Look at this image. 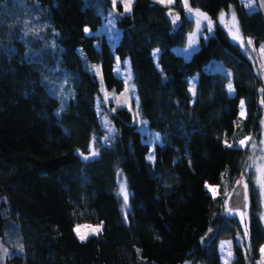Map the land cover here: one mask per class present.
<instances>
[{"label": "trees", "instance_id": "1", "mask_svg": "<svg viewBox=\"0 0 264 264\" xmlns=\"http://www.w3.org/2000/svg\"><path fill=\"white\" fill-rule=\"evenodd\" d=\"M13 1L0 0V18L20 16ZM23 1L39 13L42 32L34 36L0 25V194L7 197L22 248L13 262L220 264L217 242L230 238L231 264H258L264 225L255 193L244 251L236 227L220 213L219 197L205 187L237 171L245 150L235 143L251 134L259 99L264 101V92L258 93L263 81L226 30L204 29L198 49L185 58L173 48L186 43L195 21L185 15L182 0L171 6L134 0L131 12L117 19L121 35L115 46L103 38L96 47V36L84 31L102 21L93 0ZM188 2L212 17L231 8L241 36L264 42L258 8L249 11L239 0ZM79 49L99 63L104 86L116 91L125 85L115 74L116 59L128 61L139 112L161 135L153 160L125 106L108 113L116 135L103 142L100 83L82 66ZM212 59L230 69L231 78L206 70ZM93 138L98 154L86 160L80 153L88 152ZM119 172L130 190L126 208L117 196ZM3 205L0 236L6 225ZM84 222L103 228L79 240L73 228ZM210 230L214 236L204 243Z\"/></svg>", "mask_w": 264, "mask_h": 264}, {"label": "rangeland", "instance_id": "2", "mask_svg": "<svg viewBox=\"0 0 264 264\" xmlns=\"http://www.w3.org/2000/svg\"><path fill=\"white\" fill-rule=\"evenodd\" d=\"M133 1L134 0H132L131 3V9ZM156 1L160 2V0ZM239 1L245 7L248 4V0ZM93 3L96 11L100 14L102 21L95 30H90V28L87 27L89 29V32H87V34H93L96 36V47L100 45V42L103 38H105L109 42L111 47H114L121 35V31L117 27V19L121 15L131 12V10L125 11V4L127 3V0H116L115 6L113 4V0H93ZM13 4L16 8L20 9V16H16L15 13H7V15L1 16L0 25L1 23L3 24L5 22V24L11 29L20 27V29H22L25 34L30 33L34 36L39 35L43 29V24L40 22L39 13L34 11L33 8L28 6L23 0H14ZM119 4L121 6V10H119L118 8ZM163 4H166L168 6L172 5L167 4L166 0ZM182 7L185 15L189 19H193L195 21V27L188 34L186 43L183 46H175L173 50L176 53L183 55L185 58H189L193 54V52L198 49L199 37L201 34H203L204 29L212 32L216 25L221 26L226 30L229 39L239 46L240 50L250 61L253 73L257 75V77H259L261 81H263L262 84L258 87V93L259 95H261L264 92V42L257 44L253 37L244 38L241 36L236 18L235 24L233 25V11L231 8L227 11H221L216 17H212L204 11L191 7L188 0H182ZM255 8H257L255 0H252L251 7H246V9L249 11L254 10ZM189 9L191 11H189ZM221 13H223V19L220 18ZM204 17H207L208 19L205 20ZM208 21L212 22L211 30H209L207 27ZM237 30L239 39L234 40L233 34H237ZM45 40L44 43L46 46L47 42ZM249 41H251V44H249ZM48 44L51 46L49 41ZM241 44H243V46H241ZM78 52L82 59V66L89 70L91 73L95 74L100 83L102 100H100L101 102L98 104L97 110L101 128L104 132L103 142L107 144L113 142L116 135V129L110 121L108 113L114 111L118 107L125 106L131 111L133 122L137 125V128L141 133L142 140L149 145L148 157H151V159L153 160L155 145L157 143H160L161 140L155 143L151 141L153 140L154 136L159 135L161 137V135L158 131L149 127L147 120L143 118L141 113L139 112L138 97L128 61L116 59L114 65L115 74L116 76L122 78L125 84L123 90L116 91L113 88L108 89L104 86L99 63L89 61L81 49H79ZM157 52L158 54L154 55V53ZM152 55L155 63L158 64L159 49H154ZM205 69L221 71L231 78L230 69L226 68L220 61L216 59H212L210 62H208V64H206L205 66ZM196 80L197 75L191 78V81L194 84L196 83ZM230 93L233 94V88ZM258 107L259 114L255 124L253 125L251 134L242 135L235 143L236 146L241 147L245 150V156L243 157V160L237 171L230 176H228L227 173H224L221 176V181L219 184H206L207 186H205L207 191L213 197H219V205L221 210L220 213L236 227L238 233L236 242L244 251L246 250L247 243V236H245L244 233L245 231H247L248 219L250 215V196L252 192L255 193L259 200L258 214L262 224L264 225V218H262L264 217V143H262L264 142V126L262 123V117L264 115V103H262L260 99ZM241 111L242 109L240 103L239 115L241 119H244L246 117L244 105L243 117L241 116ZM232 140V138L228 139L226 141V144L231 145ZM242 140L245 141V144L243 146H241L240 144V141ZM97 143L98 140L96 138H93L90 143L88 152L80 153V155L82 157L88 158L97 156ZM92 152H95L96 155H91ZM238 181H241L242 183H238ZM243 184H247L248 186L246 193ZM121 185H124V190L128 194L129 199L130 190L128 189L125 177L121 174V172H119L117 178V196L120 198L123 207L126 208L127 205L125 206L124 195L121 192ZM236 185H241L243 188V203L235 207H229L228 198L233 187ZM209 188L214 189V192H210ZM2 203L5 205L2 206L1 211L5 217L6 225L2 236H0V264H16L15 262H13L12 258L15 254H18L21 251L20 234L17 222H15L14 219L10 217V208L7 205V197L3 194H0V204ZM77 226H80L79 231L81 234H86V238L91 235L99 234L103 228L102 223L84 222L77 224L73 229L76 237L79 240L81 239L76 232ZM97 227L100 230L98 232H93L92 229H95ZM227 242H231L230 245ZM262 247H264V245H262L261 248ZM4 249H7V255H5ZM217 251L220 258V264H225V260H227V264H231L232 260L235 258L233 241L230 238H223L218 240ZM228 251L231 252V256H228ZM257 263L264 264V253H262L261 251ZM183 264L192 263L190 261H186Z\"/></svg>", "mask_w": 264, "mask_h": 264}, {"label": "snow or ice", "instance_id": "3", "mask_svg": "<svg viewBox=\"0 0 264 264\" xmlns=\"http://www.w3.org/2000/svg\"><path fill=\"white\" fill-rule=\"evenodd\" d=\"M160 2L161 3H165V0H160ZM115 3H116V0H113L114 6H115ZM131 3H132V0H127V3L125 4V11H130L131 10ZM166 3L167 4H172L173 3V0H166ZM251 4H252V0H248V4L246 5V7H251ZM189 11H191V10L189 9ZM110 15H111V13H110ZM220 18L223 19V13H221V17ZM204 19L207 20L208 18L207 17H204ZM232 22H233V25H234L235 24V14L234 13H233V17H232ZM110 23H111V21H110ZM174 23H175V18H174ZM211 26H212V22L211 21H208L207 27H208L209 30H211ZM84 31L87 33V32H89V29L88 28H85ZM233 39L234 40L235 39H239L238 30H237V34H233ZM249 44H251V41H249ZM241 46H243V44H241ZM156 54H158V52L157 53H154V55H156ZM228 87H229V91L231 92L232 91V88H231V84L230 83H229V86ZM191 90L192 89H190V91ZM262 103H264V101H262ZM241 109H242L241 116L243 117V115H244V112H243V102H241ZM246 139H248V138H246ZM106 140H107V138H106ZM160 140H161V137L159 135H156V136H154V138H153V140L151 142L155 143V142H159ZM262 143H264V142H262ZM240 144H241V146H243L245 144V141L244 140L240 141ZM228 146L231 147V145H228ZM91 155L94 156V155H96V153L95 152H92ZM149 158H151V157H149ZM84 159L87 160L88 157H84ZM238 183H242V182L241 181H238ZM243 187H244L245 193H246L247 192V187H248L247 184H243ZM209 191L210 192H214V189L209 188ZM121 192L124 195L125 206H126L127 205L128 194L124 190V185H121ZM262 218H264V217H262ZM79 227L80 226H77V229H76L77 235L79 236V238L81 240H84L86 238V234H81L80 231H79ZM99 230L100 229L98 227L95 228V229H92L93 232H98ZM244 235L247 236V231H245ZM227 243L230 245L231 242H227ZM21 250H22V248H21ZM260 251L262 253H264V247H262L260 249ZM4 253H5V255H7V249H4ZM228 256H231V252L230 251H228ZM225 264H227V260H225Z\"/></svg>", "mask_w": 264, "mask_h": 264}, {"label": "water", "instance_id": "4", "mask_svg": "<svg viewBox=\"0 0 264 264\" xmlns=\"http://www.w3.org/2000/svg\"><path fill=\"white\" fill-rule=\"evenodd\" d=\"M257 8L264 21V0H255ZM262 123L264 126V115L262 117ZM243 203V188L241 185H236L233 187L230 196L228 198L229 207H235ZM214 236V230L208 231L205 236L202 238L204 243H208L210 239ZM13 264V263H12Z\"/></svg>", "mask_w": 264, "mask_h": 264}]
</instances>
